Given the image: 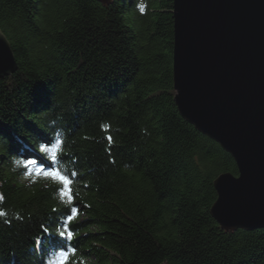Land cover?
<instances>
[{"label":"trees","instance_id":"16d2710c","mask_svg":"<svg viewBox=\"0 0 264 264\" xmlns=\"http://www.w3.org/2000/svg\"><path fill=\"white\" fill-rule=\"evenodd\" d=\"M173 3L0 0L19 63L0 80V264H264V229L211 214L239 168L180 113Z\"/></svg>","mask_w":264,"mask_h":264},{"label":"water","instance_id":"95a60500","mask_svg":"<svg viewBox=\"0 0 264 264\" xmlns=\"http://www.w3.org/2000/svg\"><path fill=\"white\" fill-rule=\"evenodd\" d=\"M173 18L180 113L239 168L216 178L212 214L226 230L264 229V0H174ZM18 69L0 28V80Z\"/></svg>","mask_w":264,"mask_h":264},{"label":"snow or ice","instance_id":"6c2138e0","mask_svg":"<svg viewBox=\"0 0 264 264\" xmlns=\"http://www.w3.org/2000/svg\"><path fill=\"white\" fill-rule=\"evenodd\" d=\"M140 10L144 11L143 5H141V9ZM107 127L108 126H105L106 129H107ZM107 139H108L109 143L112 142V137L111 136H108ZM62 143L63 142L61 140H59V139L55 140V146L52 149V159L53 160L56 159L57 151L61 148ZM35 163H36V161L29 160L27 162V165H31V164H35ZM38 173H42L45 177H50V178H52V179H54L56 181L61 182L62 185H63V190L61 191V195L65 196V197H68L69 199L72 198L71 187H70L71 184H72V180L69 178V176L62 174L59 170H56V169H50V170L45 171L43 168H40L38 170ZM0 199H2V198H0ZM71 211H72V215L68 216L69 222L78 213V210L75 209V208H73ZM2 215H4V213L0 212V216H2ZM61 235H63V233ZM67 235L70 238L73 235V233L71 231H69L67 233ZM75 251H76L75 248L71 249V252L61 251L59 253V257L60 258H59L58 264H67L70 255L74 254Z\"/></svg>","mask_w":264,"mask_h":264},{"label":"bare ground","instance_id":"6f19581e","mask_svg":"<svg viewBox=\"0 0 264 264\" xmlns=\"http://www.w3.org/2000/svg\"><path fill=\"white\" fill-rule=\"evenodd\" d=\"M8 76H10V75H8ZM52 125V124H51ZM52 127H53V125H52ZM47 139V138H46ZM46 139H43V140H46ZM49 140V139H48ZM37 143H35V144H31V146H30V148H32V149H34L35 151H37ZM45 168H47V167H45Z\"/></svg>","mask_w":264,"mask_h":264},{"label":"rangeland","instance_id":"374dc122","mask_svg":"<svg viewBox=\"0 0 264 264\" xmlns=\"http://www.w3.org/2000/svg\"><path fill=\"white\" fill-rule=\"evenodd\" d=\"M15 53V52H14ZM217 199H218V197H217ZM216 202V201H215ZM214 205V204H213ZM213 207V206H212ZM211 214H212V208H211ZM212 216H213V214H212ZM214 217V216H213ZM57 258L58 259H56V261L54 262V264H58V261H59V255L57 256Z\"/></svg>","mask_w":264,"mask_h":264}]
</instances>
